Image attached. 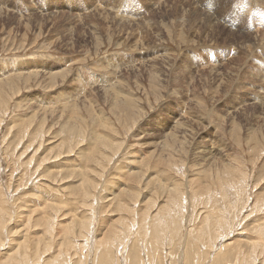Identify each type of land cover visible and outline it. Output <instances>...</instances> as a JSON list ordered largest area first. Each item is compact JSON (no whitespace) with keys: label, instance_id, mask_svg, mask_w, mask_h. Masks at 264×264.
<instances>
[{"label":"rangeland","instance_id":"rangeland-1","mask_svg":"<svg viewBox=\"0 0 264 264\" xmlns=\"http://www.w3.org/2000/svg\"><path fill=\"white\" fill-rule=\"evenodd\" d=\"M1 87V264H31L27 215L37 264H94L100 239L133 264H264V0H0Z\"/></svg>","mask_w":264,"mask_h":264},{"label":"bare ground","instance_id":"bare-ground-1","mask_svg":"<svg viewBox=\"0 0 264 264\" xmlns=\"http://www.w3.org/2000/svg\"><path fill=\"white\" fill-rule=\"evenodd\" d=\"M173 1V0H172ZM175 2V1H174ZM173 12V11H172ZM189 13V12H188ZM163 16V15H162ZM174 17V16H173ZM48 18V17H47ZM163 19V18H162ZM73 20V19H72ZM210 20V19H209ZM217 20V19H216ZM127 21V20H126ZM214 21V20H213ZM129 22V21H128ZM127 22V23H128ZM145 22V21H144ZM209 23V22H208ZM213 23V22H212ZM135 25V24H134ZM212 25V24H211ZM139 26V25H138ZM28 27V26H27ZM142 28V27H141ZM89 30V29H88ZM122 31V30H121ZM123 32V31H122ZM260 32V31H259ZM116 33V32H115ZM241 38V37H240ZM175 75V74H174ZM107 83H109V82H107ZM11 87V86H10ZM3 87H1L0 88V90L2 89ZM15 88V87H14ZM5 91V90H4ZM13 91V90H12ZM15 93V92H14ZM13 93V94H14ZM4 95V94H3ZM1 97V96H0ZM4 97H5V95H4ZM10 97V96H9ZM12 97V96H11ZM10 97V98H11ZM61 97V96H60ZM63 99V98H62ZM61 99V100H62ZM4 100V99H3ZM55 101V100H54ZM4 102V101H3ZM63 102V101H62ZM47 113H45V115H46ZM46 117V116H45ZM34 121V120H33ZM46 121V120H45ZM45 121H44V123H45ZM40 122H42V120H40ZM70 129H72V131L73 132H77L78 130L77 129H75V128H73V127H70ZM84 129V128H83ZM86 129V128H85ZM180 129H182L181 127H180ZM174 130V129H173ZM176 130H177V127H176ZM65 131V130H64ZM42 132H44V131H42ZM69 132V131H68ZM97 132V131H96ZM72 133V132H71ZM74 133V134H75ZM81 133H83V132H81ZM80 132L78 133L77 132V134L78 135H83V134H81ZM85 133V132H84ZM103 133V132H102ZM175 133V132H174ZM73 134V133H72ZM72 134H68L69 135V137L72 135ZM177 134V133H176ZM18 135V134H17ZM77 135V136H78ZM95 135V134H94ZM75 137V136H74ZM80 137H82V136H80ZM84 137V136H83ZM64 138V137H63ZM62 138V139H63ZM65 138H67V137H65ZM85 138V137H84ZM96 138H98V137H96ZM70 139H71V137H70ZM101 139H102V137H101ZM64 140V139H63ZM81 140H82V138H81ZM86 140V139H85ZM62 141V140H61ZM60 141V142H61ZM73 141H74V143H75V140H72V144H74L73 143ZM79 141V140H78ZM97 141V140H96ZM95 141V142H96ZM176 142V141H175ZM66 143H67V140H66ZM65 143V144H66ZM68 143H69V141H68ZM68 143H67V145H68ZM70 143H71V141H70ZM97 143V142H96ZM57 144H59L60 145V143H57ZM65 144H64V146H65ZM78 144H80V143H78ZM193 144V143H192ZM71 145V144H70ZM74 145H77V143L76 144H74ZM74 145H72V146H74ZM200 145H202V144H200ZM79 146V145H78ZM25 147V146H24ZM69 147H71V146H69ZM115 147V146H114ZM169 147V146H168ZM199 147V146H198ZM55 148V147H54ZM67 148V147H66ZM94 148V147H93ZM63 149L65 150V148L63 147ZM73 149V148H72ZM101 149V148H100ZM67 151H69V150H71V148L70 149H66ZM170 150V149H169ZM194 150V149H193ZM200 150V149H199ZM207 151V150H206ZM70 152V151H69ZM74 152V151H73ZM199 152H201L202 154H204L203 153V151L202 150H200ZM55 153V152H54ZM56 154V153H55ZM61 154H63L62 152L61 153H59V155H61ZM115 154V153H114ZM205 155V154H204ZM99 156V155H98ZM202 156V155H201ZM209 158V157H208ZM60 159V158H59ZM98 160V159H97ZM167 160H168V157H167ZM170 160V159H169ZM169 160H168V163H169ZM178 160H176V162H177ZM19 162V161H18ZM175 162V161H174ZM170 163H171V161H170ZM173 163V162H172ZM101 164V163H100ZM174 164V163H173ZM175 164H177V163H175ZM92 165V164H91ZM170 165V164H169ZM75 166V165H74ZM229 167V166H228ZM227 167V169L225 168L224 170L222 169V171L221 172H219V171H216V173H215V178H214V182H215V185H216V183H219V184H224L225 182H230L231 181V174H230V178L229 179H227V180H225V173H228V172H232V171H229L230 169ZM34 168V167H33ZM169 168V167H168ZM46 169V168H45ZM229 169V170H228ZM95 170V169H94ZM217 170V169H216ZM23 171V170H22ZM70 171V170H69ZM73 172V171H72ZM37 175H39V174H37ZM245 175V174H244ZM90 176V175H89ZM94 176V175H93ZM19 179H20V177H19ZM97 179V178H96ZM240 181V180H239ZM168 182V181H167ZM39 184H41V183H39ZM226 184H228V183H226ZM242 184V183H241ZM11 185V184H10ZM83 185V184H82ZM86 185V184H85ZM91 185V184H90ZM176 185V184H175ZM240 185V184H239ZM12 186V185H11ZM177 186H178V184H177ZM211 186V185H210ZM209 186V187H210ZM214 186V185H213ZM217 186V185H216ZM180 187V186H179ZM207 188L208 190H210V188ZM91 188H92V186H91ZM101 188V187H100ZM89 189H90V187H89ZM171 189H173V188H171ZM175 189V188H174ZM173 189V190H174ZM181 189V188H180ZM206 189V188H205ZM235 189V188H234ZM81 190V189H80ZM6 191V190H5ZM72 191V190H71ZM180 191H182V189L180 190ZM88 192V191H87ZM139 192V191H138ZM137 192V193H138ZM158 192V191H157ZM178 192V191H177ZM221 192V191H220ZM186 193V192H185ZM88 194H89V192H88ZM159 194V193H158ZM90 195V194H89ZM92 195V194H91ZM223 195V194H222ZM229 195V194H228ZM232 195V194H231ZM4 196V195H3ZM185 196V195H184ZM186 197V196H185ZM182 198V197H181ZM206 199V198H205ZM118 200V199H117ZM124 200V199H123ZM130 200V199H129ZM168 201L166 202V204H164L161 208H165V207H168L169 205L170 206H173L171 203H176L177 202V198H175V196L174 195H172V193H168V199H167ZM12 201V200H11ZM89 201V200H88ZM133 202V201H132ZM214 202H216V201H214ZM4 203V204H3ZM7 202L6 201H4V202H2V209L3 210H5L6 209V207H8V204H6ZM46 203V202H45ZM93 203V202H92ZM91 203V204H92ZM129 203V202H128ZM208 203V202H207ZM18 204V203H17ZM90 204V203H89ZM127 204V203H126ZM116 205H118V204H116ZM119 207H122L121 205L119 206ZM118 207V208H119ZM130 207V206H129ZM129 207H128V209H129ZM135 207V206H134ZM44 208V207H43ZM154 208V207H153ZM14 209V208H13ZM120 209V208H119ZM118 209V210H119ZM131 209V208H130ZM133 209V208H132ZM48 210V209H47ZM157 211V210H156ZM233 211V210H232ZM15 212V211H14ZM46 212V211H45ZM42 213V212H41ZM43 213H44V211H43ZM52 213V212H51ZM51 213H50V215H51ZM9 214V213H8ZM168 214V213H167ZM11 215H13V214H11ZM132 215V214H131ZM148 215V214H147ZM157 215H158V213H157ZM171 215V214H170ZM159 216V215H158ZM157 216V217H158ZM165 216V215H164ZM212 216V215H211ZM210 216V217H211ZM36 217V216H35ZM43 218H44V216H42ZM45 217H46V215H45ZM53 217V216H52ZM52 217H50V218H52ZM133 217H134V215H133ZM142 216H140V218H141ZM151 217H153V216H151ZM154 217H156V216H154ZM160 217V216H159ZM26 218H28V219H30L31 218V221L30 222H28L29 223V230H31V232H28V233H31V235H33V236H36V235H38L39 237L38 238H28V237H26L25 239H24V242L23 243H27L28 241H29V243H33L34 244V246H31V244H30V247H31V251L29 250V252H31V255H30V253H29V257L31 258H28V259H30L29 261H27V262H29V263H31V264H37L38 262L40 263V260L41 259H43V252L42 251H45V252H47L45 249L44 250H42V243H45V239H46V236H44V234L45 233H40V231L39 232H37L36 231V229H37V227L40 225V221H42V219L43 218H32V217H30L29 215H27V217ZM78 218H79V216H78ZM84 218V217H83ZM129 218V217H128ZM135 218V217H134ZM143 218V217H142ZM171 218V217H170ZM169 218V219H170ZM223 218V217H222ZM221 218V219H222ZM46 219V218H45ZM94 219H95V217H94ZM133 219V218H132ZM144 219V218H143ZM151 219H153V218H151ZM177 219V218H176ZM181 219V218H180ZM12 220V219H11ZM40 220V221H39ZM80 220V219H79ZM82 220V219H81ZM85 220H87L86 219V217H85ZM90 220V219H89ZM125 223H126V227H124V229L126 230V232L128 231V233H129V229H131L130 227H131V224L129 223V222H127L129 219H127L126 217H125ZM138 220V219H137ZM141 220V219H140ZM165 220V219H164ZM172 220V219H171ZM187 220V219H186ZM3 221H4V215H0V223H2L3 224ZM39 221V222H38ZM44 221V220H43ZM53 221V220H52ZM130 221V220H129ZM132 221H134V220H132ZM143 221V220H142ZM148 221V220H147ZM155 221V220H154ZM154 221H153V223H154ZM159 221V220H158ZM172 221H174V220H172ZM260 221V220H259ZM44 222H46L45 224H48V225H46V227H48L49 229H51L53 226L52 225H49V222L48 221H44ZM87 222H90V221H87ZM156 222H157V220H156ZM155 222V223H156ZM163 222H165V221H163ZM163 222H158V223H163ZM168 222V221H167ZM166 222V223H167ZM180 222V221H179ZM212 222V221H211ZM216 222V221H215ZM261 222V221H260ZM22 223H24V222H22ZM54 223V222H53ZM133 223V222H132ZM135 223H136V221H135ZM151 223L152 222H149V224H150V226H151ZM182 223V222H181ZM209 223V222H208ZM220 223V222H219ZM256 223V222H255ZM82 224H83V221H82ZM81 224V225H82ZM173 224V223H172ZM172 224H170V226L172 225ZM175 224H176V222H175ZM228 224V223H227ZM16 225V224H15ZM118 225V224H117ZM154 225V224H153ZM166 225V224H165ZM210 225V224H209ZM212 225V224H211ZM248 225V224H247ZM253 225V224H252ZM255 225V224H254ZM110 226V225H109ZM137 226H139V225H137ZM143 226V225H142ZM173 226H174V224H173ZM215 226V225H214ZM214 226H212V227H214ZM73 227V226H72ZM82 227V226H81ZM84 227H89V224L88 223H85V226ZM121 227V226H120ZM148 227V226H147ZM163 227H164V229H165V226H163V225H161V224H157V225H155V226H153V228H155V231L154 232H150L152 235H154V237L156 238V241H157V239H158V242L160 241L159 240V238H160V236H161V234H162V230H161V228L163 229ZM204 227V226H203ZM231 227V226H230ZM18 228H20V227H18ZM17 228V229H18ZM75 228V227H74ZM86 228L84 229V228H82L81 230H80V232H82V231H85L86 230ZM139 228V227H138ZM152 228V229H153ZM172 228V227H171ZM209 227H205L203 230H205V229H208ZM211 228V227H210ZM221 228V227H220ZM27 229V230H28ZM69 229V228H68ZM89 229V228H88ZM142 229V228H141ZM174 229V228H173ZM215 229V228H214ZM223 229V228H222ZM114 230V229H113ZM134 230H136V229H134ZM139 230V229H138ZM137 230V231H138ZM145 230V229H144ZM150 230H151V228H150ZM154 230V229H153ZM176 230V229H175ZM224 230V229H223ZM229 230V229H228ZM263 230V229H262ZM3 231V230H2ZM33 231V232H32ZM52 231V230H51ZM141 232L143 231V230H140ZM147 231V230H146ZM152 231V230H151ZM165 231H167V230H165ZM191 231L192 230H190V233H191ZM215 231V230H214ZM53 232V231H52ZM79 232V233H80ZM89 232V231H88ZM170 232V231H169ZM175 232V231H174ZM174 232H173V234H174ZM201 232H203V231H201ZM205 232V231H204ZM209 232V231H208ZM219 232V231H218ZM225 232V231H224ZM25 233V232H24ZM26 233H27V231H26ZM25 233V234H26ZM33 233V234H32ZM73 233V232H72ZM79 233H77L78 235H79ZM86 233V232H85ZM85 233L83 234L84 235V237H86V235H85ZM119 233V232H118ZM127 233V234H128ZM139 233V232H138ZM143 233H144V231H143ZM165 233V232H164ZM172 233V232H171ZM170 233V234H171ZM182 233V232H181ZM180 233V234H181ZM198 233V232H197ZM215 233V232H214ZM232 233V232H231ZM264 233V232H263ZM23 234V233H22ZM66 234V233H65ZM81 234V236L80 237H82V238H80L79 240H81V242L79 241L78 243H76L75 245H74V248H75V251H76V254L78 255V262L79 263H82V262H85L86 261V259H85V256H83L82 254L83 253H88L87 254V256H89L91 253H92V244L90 243V241L88 242V239H89V237H88V239H86V238H84L83 237V235ZM90 234V233H89ZM131 234V233H130ZM133 234H135V232L133 233ZM133 234H131L132 236H134ZM166 234V233H165ZM178 234V233H177ZM180 234H179V237H180ZM185 234V233H184ZM183 234V235H184ZM187 234V233H186ZM185 234V235H186ZM203 233H200L199 235H202ZM205 234V233H204ZM229 234V233H228ZM95 235V234H94ZM138 234L136 233V236H137ZM144 235V234H143ZM210 235V234H209ZM213 235V234H212ZM220 234H218V236H219ZM27 236H28V234H27ZM91 236V235H90ZM128 236V235H127ZM130 236V235H129ZM136 236H134V237H136ZM227 236V235H226ZM25 237V236H24ZM23 237V238H24ZM51 237H53V236H51ZM78 237V236H77ZM95 237V236H94ZM105 237V236H104ZM121 237V236H120ZM140 237H142V235L140 236ZM146 236H144V238H145ZM148 237V236H147ZM178 237V238H179ZM198 237V236H197ZM197 237H193V240H196L197 242H198V239H197ZM200 237V236H199ZM205 237V236H204ZM204 237H203V239H204ZM222 237H224L223 236V234H222ZM260 237H261V235H260ZM264 237V236H263ZM4 238V237H3ZM3 238H2V241H3ZM11 238V237H10ZM70 238V237H69ZM130 238H132V237H130ZM138 238V237H137ZM143 238V237H142ZM144 238H143V241H144ZM150 238V237H149ZM164 238H165V236H164ZM190 238V237H189ZM201 238V237H200ZM199 238V239H200ZM206 238V237H205ZM209 238V237H208ZM216 238V237H215ZM64 239V238H63ZM75 239V238H74ZM94 239V238H93ZM107 239V238H106ZM136 239V238H135ZM139 239V238H138ZM147 239V238H146ZM145 239V240H146ZM173 239V238H172ZM175 239V238H174ZM190 239H192V238H190ZM223 239V238H222ZM264 239V238H263ZM92 240V239H91ZM101 240V239H100ZM100 240H97L96 242H95V244H94V249H95V251H94V249H93V253H92V257L94 258V260H93V262H94V264H112V262H113V259L115 260V263L114 264H121L122 263V259L124 258L126 261H127V264H133L134 263V260H133V256H131V254H130V249L132 250V247H133V244H132V246H131V248L129 247V249L126 247V246H128L129 245V243H128V245H126L125 247L123 246V244L121 243V244H117V245H112L111 243V245L109 246V245H107V244H105V242H103V241H100ZM102 240H104V238H102ZM123 240V239H122ZM131 241L132 240H134V239H130ZM129 240V241H130ZM140 240V239H139ZM149 240V239H148ZM150 240H151V238H150ZM155 240V239H154ZM177 240V239H176ZM236 240V239H235ZM258 240V239H257ZM13 241V240H12ZM47 241V240H46ZM51 242L53 241V240H50ZM66 241V240H65ZM105 241H107V240H105ZM113 241V240H112ZM137 241V240H136ZM147 241V240H146ZM155 241V242H156ZM162 241H165V240H162ZM189 241H191V240H189ZM204 241V240H203ZM206 241H208V240H206ZM226 241V240H225ZM255 241V240H254ZM6 242H7V240H6ZM5 242V243H6ZM11 242V241H10ZM17 242V241H16ZM19 242V241H18ZM74 242V241H73ZM92 242V241H91ZM99 242H101L103 245H105V248L106 247H108L107 249H105V250H102V252H101V256L99 255V248L97 247V245L99 244ZM123 242V241H122ZM125 242V241H124ZM123 242V243H124ZM138 242V241H137ZM151 242H153L152 240H151ZM188 242V241H187ZM194 242V241H193ZM197 242H195V244L197 243ZM250 242H252V241H250ZM257 242V241H256ZM262 242V241H261ZM1 243V242H0ZM4 243V242H3ZM9 243V242H8ZM48 243H49V241H48ZM70 243H72V241L70 242ZM134 243H135V241H134ZM139 243V242H138ZM154 243V242H153ZM209 243V242H208ZM230 243V242H229ZM125 244V243H124ZM148 244H149V242H148ZM187 244V243H186ZM193 244V243H192ZM222 244V243H221ZM100 245V244H99ZM131 245V244H130ZM165 245V244H164ZM227 245V244H226ZM226 245H225V247H226ZM3 246V245H2ZM50 246V245H49ZM73 246V245H72ZM138 246V245H137ZM158 246V245H157ZM210 246V245H209ZM220 246V245H219ZM248 246H249V244H248ZM254 246V245H253ZM4 247V246H3ZM8 247V246H7ZM48 247V246H47ZM96 247H97V250H96ZM216 247V246H215ZM255 247V246H254ZM26 248H27V246H26ZM44 248H45V246H44ZM50 248H51V246H50ZM104 248V247H103ZM195 248V247H194ZM214 248V247H213ZM212 248V249H213ZM16 249V248H15ZM52 249V248H51ZM69 249V248H68ZM102 249V248H101ZM148 249V248H147ZM228 249V248H227ZM251 249V248H250ZM19 250V249H18ZM225 251V249H221V250H219L218 252H217V257L219 256L218 254H220V252L221 251ZM12 251V250H11ZM28 251V250H27ZM68 251H70V249L68 250ZM124 251H126L127 253L125 254V252ZM158 251V250H157ZM203 251V250H202ZM227 251V250H226ZM225 251V253H224V259H229V258H231L232 256H234L235 254H236V251L235 252H232V251H228V252H226ZM7 252V251H6ZM15 252V251H14ZM18 252V251H17ZM49 252V251H48ZM47 252V253H48ZM83 252V253H82ZM135 252V251H134ZM138 252V251H137ZM158 252H160V251H158ZM10 253V252H9ZM13 252H11V254H12ZM58 253V252H57ZM139 253H140V251H139ZM161 253V252H160ZM168 253V252H167ZM187 253V252H186ZM241 253H243L242 252V250H241ZM259 253H260V251H259ZM263 254H264V251L262 252ZM11 254H8L9 255V257H7V253H6V257L10 260V259H12V260H14L13 258L15 257V255H14V257L13 258H11L10 257V255ZM24 254V253H23ZM75 254V255H76ZM151 254V253H150ZM149 254V256H151ZM208 254V253H207ZM21 256H22V254H20ZM19 255V256H20ZM27 255V254H26ZM134 255V254H133ZM137 254H135V256H136ZM139 255V254H138ZM161 255H162V253H161ZM190 255V254H189ZM204 255H206V253H204ZM203 255V256H204ZM216 255V254H215ZM38 256V257H37ZM62 256H64V258L66 259V264H69V262L70 261H68V258L65 256V254H63ZM156 256V255H155ZM158 256V255H157ZM186 256V255H185ZM200 256V255H199ZM207 256V255H206ZM222 256V255H221ZM242 257H240V259H239V256L238 255H236L235 256V259H239V260H235L234 261V263L235 264H256V258L254 257V258H252V260H251V258L250 259H247V256L245 255V254H242L241 255ZM26 257V256H25ZM27 257H28V255H27ZM163 257V256H162ZM184 257V256H183ZM194 257V256H193ZM210 257H212V255L210 256ZM6 258V259H7ZM20 258V257H19ZM18 258V259H19ZM32 258H34L36 261H34V260H32ZM55 258V257H54ZM53 258V259H54ZM60 258V257H59ZM92 258V259H93ZM2 259V258H1ZM4 259V258H3ZM5 259V260H6ZM27 259V258H26ZM52 259V258H51ZM63 259V258H62ZM88 259V258H87ZM91 259V258H90ZM91 259V260H92ZM201 259V258H200ZM205 259V258H204ZM55 260V259H54ZM89 260V259H88ZM91 260L89 261V262H91ZM187 260V259H186ZM185 260V261H186ZM189 260V259H188ZM212 260H214V259H212ZM220 260V258L218 259V261ZM222 260H223V258H222ZM4 261V260H3ZM8 261V260H7ZM22 261V260H21ZM34 261V262H33ZM45 261H50V260H45ZM53 261V260H52ZM59 261V260H58ZM61 261V260H60ZM68 261V262H67ZM75 261H76V259H75ZM138 261V260H137ZM154 261V260H153ZM192 261V260H191ZM211 261V260H210ZM228 261V260H227ZM230 261V260H229ZM242 261H245L244 263H242ZM16 263L15 264H17L18 262H20L19 260L17 261H15ZM23 262V261H22ZM140 262V261H139ZM145 262H146V260H145ZM152 262V261H151ZM150 262V263H151ZM155 262V261H154ZM213 263H214V261H212ZM216 262V261H215ZM3 263V262H2ZM5 263H6V261H5ZM4 263V264H5ZM50 263V262H49ZM63 263H65V262H63ZM71 263V262H70ZM126 263V262H125ZM138 263V262H137ZM143 263V262H142ZM153 263V262H152ZM156 263V262H155ZM162 263V262H161ZM190 263V262H189ZM209 263V262H208ZM212 263V264H213ZM219 263V262H218ZM221 263V262H220ZM230 263H232V262H230ZM262 263V262H261ZM1 264V263H0ZM6 264H8V263H6ZM10 264V263H9ZM25 264V263H24ZM43 264V263H42ZM51 264V263H50ZM83 264V263H82ZM163 264V263H162ZM211 264V263H210Z\"/></svg>","mask_w":264,"mask_h":264},{"label":"snow or ice","instance_id":"snow-or-ice-1","mask_svg":"<svg viewBox=\"0 0 264 264\" xmlns=\"http://www.w3.org/2000/svg\"><path fill=\"white\" fill-rule=\"evenodd\" d=\"M235 7H239V5L235 6Z\"/></svg>","mask_w":264,"mask_h":264}]
</instances>
